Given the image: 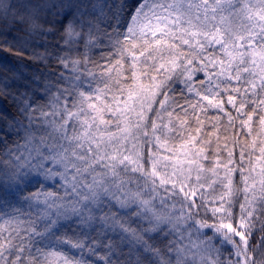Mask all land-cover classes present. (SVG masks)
<instances>
[{"label": "snow or ice", "instance_id": "1", "mask_svg": "<svg viewBox=\"0 0 264 264\" xmlns=\"http://www.w3.org/2000/svg\"><path fill=\"white\" fill-rule=\"evenodd\" d=\"M0 264H264V0H0Z\"/></svg>", "mask_w": 264, "mask_h": 264}]
</instances>
